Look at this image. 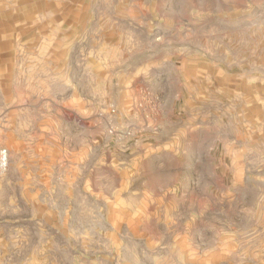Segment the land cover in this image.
Returning a JSON list of instances; mask_svg holds the SVG:
<instances>
[{
  "label": "rangeland",
  "instance_id": "rangeland-1",
  "mask_svg": "<svg viewBox=\"0 0 264 264\" xmlns=\"http://www.w3.org/2000/svg\"><path fill=\"white\" fill-rule=\"evenodd\" d=\"M0 148V264H264V0H0Z\"/></svg>",
  "mask_w": 264,
  "mask_h": 264
},
{
  "label": "crops",
  "instance_id": "crops-1",
  "mask_svg": "<svg viewBox=\"0 0 264 264\" xmlns=\"http://www.w3.org/2000/svg\"><path fill=\"white\" fill-rule=\"evenodd\" d=\"M126 161H128V160H126ZM69 163L72 164L71 166H69L70 170L75 173V171L79 170L80 164L88 163L89 164V170L93 166V171L98 170L97 169V164H107L110 168L115 169V170L118 171V170H122L123 168H125L126 164H130V163H133V162H120L119 160H116L115 158H113V159L111 158L110 162H69ZM135 163L141 166L142 162H135ZM92 164H94V165H92ZM137 174H138V177L143 179V175H144L143 171L138 170ZM72 176L75 177L74 175H72ZM142 192H144V187L142 189Z\"/></svg>",
  "mask_w": 264,
  "mask_h": 264
},
{
  "label": "built area",
  "instance_id": "built-area-1",
  "mask_svg": "<svg viewBox=\"0 0 264 264\" xmlns=\"http://www.w3.org/2000/svg\"><path fill=\"white\" fill-rule=\"evenodd\" d=\"M111 111L114 112V109H112ZM110 133H114V135H117V136H126V135H130L131 131L128 128H124L122 130H115L113 128H110ZM6 156H7L6 150L4 148H0V168H4L6 166V163H7Z\"/></svg>",
  "mask_w": 264,
  "mask_h": 264
}]
</instances>
